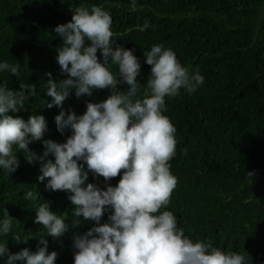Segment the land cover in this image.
Here are the masks:
<instances>
[{"label":"trees","instance_id":"obj_1","mask_svg":"<svg viewBox=\"0 0 264 264\" xmlns=\"http://www.w3.org/2000/svg\"><path fill=\"white\" fill-rule=\"evenodd\" d=\"M81 6L110 12L113 44L133 50L141 65L140 84L150 76L143 53L157 44L171 48L182 66L203 76L195 92L182 88L176 97L165 98L163 114L176 128L175 156L169 163L178 183L169 205L160 211H171L178 228L194 242L211 240L222 251L245 254L246 264H264V0H0V63L20 64L18 75L0 70V85L17 91L25 83L36 85V95L24 110L9 115L25 121L42 115L47 123L43 139L56 143L66 142L72 133L58 132L54 117L61 109L46 107L52 102L46 95L47 74L57 83L67 78L56 60L63 39L54 29L70 22L72 11ZM145 21L151 25L147 29ZM97 56L102 62L99 51ZM109 68L118 73L111 62ZM119 89L127 91L128 86ZM110 94L109 89L94 90L91 97L76 98L72 92L63 109L80 116L88 102H103ZM29 148L38 156L45 151L41 141ZM15 154L20 161L15 172L0 168V209L14 219L12 231L0 236V243L11 254L25 248L35 253L44 246L43 237L47 251L57 253L55 264H74V236L97 225L81 218L73 227L72 220L79 218L72 214L69 193L47 190V180H37L40 164H28L23 152ZM247 172L254 173L251 182ZM119 179L107 183L115 187ZM87 183L106 188L104 179L91 172ZM28 191L39 192L41 198L25 199ZM43 202L53 213L67 215L69 230L59 238L47 236L34 223ZM110 214L111 209L100 223H108ZM26 237L30 239L24 242ZM6 260L0 257V264Z\"/></svg>","mask_w":264,"mask_h":264},{"label":"clouds","instance_id":"obj_2","mask_svg":"<svg viewBox=\"0 0 264 264\" xmlns=\"http://www.w3.org/2000/svg\"><path fill=\"white\" fill-rule=\"evenodd\" d=\"M72 13L70 22L54 29L63 39L56 60L67 78L57 83L48 73L46 93L52 98L46 107L61 109L54 117L57 131L63 134L70 129L72 134L64 143L43 139L47 123L42 115H30L27 121L9 115L24 110L25 102L36 95V85L25 83L18 91L0 85V168L7 174L15 172L20 163L15 153L23 152L28 164H40L37 180H47V190L69 193L72 214L79 218L72 220L73 227L81 218L97 225L74 236V264H246L245 254L222 251L211 240L194 242L178 228L171 211H160L169 205L178 183L169 163L175 156L176 128L163 114L165 98L176 97L182 88L188 94L195 92L203 76L182 66L171 48L157 44L143 53L150 76L142 85L137 81L140 61L133 50L113 44L110 12L100 6L90 10L81 6ZM150 26L145 21L143 28ZM110 62L117 66V74L110 71ZM19 68L18 63H0V70L12 75H18ZM122 84L127 91H120ZM104 89L111 92L107 99L88 102L83 115L63 109L72 92L81 98ZM36 141L45 149L39 156L29 148ZM89 172L104 179L105 190L86 184ZM118 175V184L108 185ZM253 175L247 172L249 182ZM24 198L41 197L28 191ZM109 209L108 223L101 224ZM0 212V236H7L14 219L6 209ZM35 213L34 223L42 225L47 236L59 238L69 230L67 215L53 213L47 202L39 204ZM40 244L44 246L35 253L25 248L11 254L6 243H0V257L7 256L6 264H55L57 253L47 251L43 237Z\"/></svg>","mask_w":264,"mask_h":264}]
</instances>
